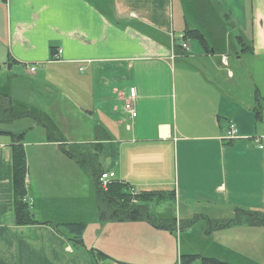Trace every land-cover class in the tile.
Here are the masks:
<instances>
[{
	"label": "crops",
	"instance_id": "obj_1",
	"mask_svg": "<svg viewBox=\"0 0 264 264\" xmlns=\"http://www.w3.org/2000/svg\"><path fill=\"white\" fill-rule=\"evenodd\" d=\"M191 29L208 49L184 37ZM239 36L252 52H240ZM247 53L264 56V0H0V72L38 76L54 65L59 78L34 80L22 99L17 85L0 87L31 121L0 130L23 132L27 201L40 222H15L13 140L0 133L9 137L0 142V264H94L91 221L92 248L114 264L129 232L154 231L98 195L99 170L135 192L172 191L179 208L204 204L209 221L264 212V108L256 88L240 93L231 62ZM131 88L135 117L124 108ZM231 124L238 137L228 139ZM81 152L84 165L73 157ZM66 223L85 224V248Z\"/></svg>",
	"mask_w": 264,
	"mask_h": 264
},
{
	"label": "rangeland",
	"instance_id": "obj_2",
	"mask_svg": "<svg viewBox=\"0 0 264 264\" xmlns=\"http://www.w3.org/2000/svg\"><path fill=\"white\" fill-rule=\"evenodd\" d=\"M183 12L186 14L185 11ZM226 20L224 18V21ZM230 30L233 36L239 34L238 28ZM192 44L196 48L203 47L197 39H194ZM231 62H233V68L237 73L236 80L240 93H247L256 88L260 94L261 106L264 108V56L254 57L247 53L243 55L242 59L232 57ZM57 70L58 68L52 65L49 68V73H45L43 69L38 76H31L26 72H22L21 68L14 67V73L19 72L18 75L22 77L15 78L4 70L0 72V87L9 90L10 87L13 89L17 85L13 96L22 99L27 93L25 89L30 88L34 80L40 82L41 79H45L57 84L59 81V78L55 76ZM30 122L28 118L23 117L10 122L0 121V129L23 131L24 127H27ZM7 138L9 137L0 135V142ZM89 193H91V190ZM148 208L156 222H159L160 219L172 222L174 218H177L179 223H182V229L179 226L174 229L157 228L148 220L137 219L136 222H139L140 226L141 223L147 224L146 226L154 231L145 232L143 236H139L138 232L134 234L129 232L127 244L120 250L124 254H120L121 258H116L119 263L180 264L181 255L200 254L218 257L232 264H264V225L250 224L249 221H246L248 216L243 213L240 214L239 221H237L235 211L234 214L229 212L233 215L232 219L230 217L226 220L214 219L209 221L201 215L205 209L204 204L192 202L187 205L182 204L179 208L178 204H174L169 197L159 202H150ZM226 210L231 211L234 209L233 206H230ZM226 214L227 211H224V218ZM88 219H91V216H88ZM86 223H89L86 228L88 237L86 240L91 249L96 243L95 229H93L95 222ZM154 232L157 233L150 236ZM105 261L108 260L100 261V263L103 264ZM118 262L113 263L118 264ZM192 264H200V261L195 260Z\"/></svg>",
	"mask_w": 264,
	"mask_h": 264
},
{
	"label": "trees",
	"instance_id": "obj_3",
	"mask_svg": "<svg viewBox=\"0 0 264 264\" xmlns=\"http://www.w3.org/2000/svg\"><path fill=\"white\" fill-rule=\"evenodd\" d=\"M194 37L198 39L206 48L204 35L198 29H191L184 32V37ZM240 43V52H252L253 48L251 44H246L242 36L238 37ZM1 67V66H0ZM260 96L257 94V105L256 109L261 111ZM23 117V113L17 114L13 111L12 99L10 94L0 91V121H13L16 118ZM0 133L10 135L13 140V186L15 194V206L14 215L15 222L17 225H32L35 223H40L35 219L29 202L27 201V187H26V175H27V161L24 148L22 146L23 132L15 133L12 131L0 130ZM85 153L80 154L78 158L73 155V157L84 165V160L86 159ZM105 170H99L95 172L97 177L96 188L98 195L100 194L104 199L109 200L113 207V211L125 220H137L143 219L150 221L153 226L163 229H174L178 227L176 218L173 221L160 219L156 222L152 217L148 204L150 202H159L167 197H171V192L168 190H141L135 192L131 189V186L123 181L112 179L107 189L105 190L99 184V178ZM240 212L237 214V221L240 218ZM248 216L246 221L254 225H264V212L262 211H250L246 213ZM229 221V220H228ZM65 226L73 233L72 241L75 245L84 247L83 243V231L85 229V224L83 223H66ZM54 227L59 228L56 224ZM180 229H182V223H180ZM85 248V247H84ZM86 253L95 258L96 262L94 264H100L99 261L108 259V256L98 249H86ZM195 260H199L200 264H232L218 257L203 256L200 254H184L180 257V264H192Z\"/></svg>",
	"mask_w": 264,
	"mask_h": 264
},
{
	"label": "built area",
	"instance_id": "obj_4",
	"mask_svg": "<svg viewBox=\"0 0 264 264\" xmlns=\"http://www.w3.org/2000/svg\"><path fill=\"white\" fill-rule=\"evenodd\" d=\"M187 45L184 44V47H186ZM61 50H58L55 54V56L58 58L59 53ZM36 70L35 66H31L30 67V71L34 72ZM135 95H136V89L135 88H131L130 89V93H129V97L126 100L125 104H124V108L125 110L131 114L132 117H135L137 115V111L135 109ZM226 138L232 139V138H236L238 137V129L236 127L235 124H231L228 128L227 134L225 136ZM260 147H262V145H260ZM115 173L113 171H104L99 180H100V184L103 188H106L109 184V182L115 178Z\"/></svg>",
	"mask_w": 264,
	"mask_h": 264
}]
</instances>
